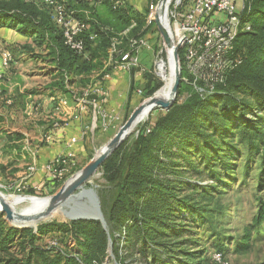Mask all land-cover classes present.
I'll return each instance as SVG.
<instances>
[{"label":"trees","instance_id":"obj_1","mask_svg":"<svg viewBox=\"0 0 264 264\" xmlns=\"http://www.w3.org/2000/svg\"><path fill=\"white\" fill-rule=\"evenodd\" d=\"M61 1L86 25L82 33L83 54H76L64 44L62 31L51 20L49 8L38 0H0V27L15 29L22 36L31 38L38 47H44L48 53L45 55L50 57L57 72L54 77L57 80L51 85L65 94H72L66 84L76 85L78 79L82 87L86 86L88 75L98 69L96 52L109 48L112 39L121 33L117 31L128 25L124 18L127 8L123 0H119L120 4L115 8L113 0ZM100 4H106L116 14L118 27L109 20L102 22L96 8ZM241 19L249 29L239 32L234 40L235 55L240 63L225 73L223 81L213 84L211 90L202 80L193 84V77L185 69L183 55L179 53L182 80L172 106L163 110L153 123L138 125L148 116L143 117L127 148L124 146L129 138L101 164L105 181L97 189V195L105 226L95 219L49 220L37 225L35 231L39 236L33 228H25L21 234L0 212V264H99L108 253V237L116 259L119 258L118 241L121 238L126 241L128 252L140 253L144 264H180L179 255H186L182 259L197 258L195 252L187 250L185 243L178 242L182 240L183 232L172 225L170 217L174 215L179 221L196 224L209 223L211 214L217 209L209 210L207 204L193 202L194 198L175 199V187L182 181L169 180L164 174L171 165H187L198 174L208 171L210 177L219 182L221 169L227 171L236 156L235 136L246 143L249 154L259 143L264 147V0H249V8L241 13ZM98 20L102 25L99 26ZM91 34L95 36L92 40ZM127 36L136 37L130 29ZM122 40L119 48L126 38ZM10 49L5 46L2 52ZM2 52L0 79L6 80L10 68L2 67ZM110 71L111 67H107L105 72ZM143 75L141 88L144 93L148 81H145V73ZM155 89L147 88V95H152ZM8 99L7 90L0 85V112L9 113L15 104L14 100L7 104ZM2 122L3 115L0 114V124ZM0 133L5 131L0 130ZM6 135L12 140L10 134ZM200 163H204L203 170H198ZM5 170L6 167L0 164V172ZM60 185L47 180L41 195L46 190L52 193ZM191 186L201 188L199 196H205L209 190L204 186ZM108 191L113 192L109 197ZM25 192L34 194L35 190L28 187ZM263 222L264 205L260 201L252 226L257 228ZM66 235L75 242L76 250L69 248V240L63 239ZM243 237L245 250L249 235L245 233ZM218 254L221 261L217 262L214 255L213 258L223 264V255Z\"/></svg>","mask_w":264,"mask_h":264},{"label":"rangeland","instance_id":"obj_2","mask_svg":"<svg viewBox=\"0 0 264 264\" xmlns=\"http://www.w3.org/2000/svg\"><path fill=\"white\" fill-rule=\"evenodd\" d=\"M152 1L156 7L158 0L157 2L156 0ZM149 3L150 0H139L135 3L134 7L132 5H127L129 4L127 3L125 5L127 9L125 10L124 15L129 29L134 31V35H136V37H140L143 40L139 46V54H141L139 62L145 70V81H148L146 89H144V93L142 95H138L137 99L132 101L130 105L127 104L119 111H110L104 107V109L111 113V115L109 114L104 121L102 120V122H99L97 127L93 129L94 136L91 140L87 138V145H89V148L85 151L83 156H76L77 169L74 171L83 167L95 154V152L98 151L100 147H102L114 135L131 111L144 98L148 97L146 93L147 88L156 87L153 92L155 93L164 86V79L159 75V68L157 65L160 61L164 64L163 69L165 71V76H169L167 86L164 90L167 91L169 87L171 79L170 57L154 23V9L152 8L153 12L152 10H150V12L148 11L150 9ZM174 6L175 0H172L169 4L167 15H169V9L171 10ZM96 8H98L97 12L99 16L103 18L102 22H104V20H109V22H112L113 25L117 26L115 24L117 23V20L115 19L116 14L111 12L109 6L106 4L102 6L100 4V7L98 5ZM150 16H152V21L147 24L148 18H151ZM119 20L121 23L122 20ZM98 22L99 26L102 25L101 21L98 20ZM168 23L170 27L171 22L168 21ZM127 26L122 28V31L126 30ZM122 31L120 30L117 32L120 33ZM2 47L3 42H0V54L3 50ZM18 47L10 49L13 54V60L8 67V69H10H7V75L5 74L6 80L0 79V85L7 90V97L9 100H14L13 102L15 105H13V108L15 106L17 112L19 113L17 114L18 118H16L12 124L9 122L8 126L3 125V127H0V130L5 131V134L3 133L0 135V164L6 167V171L0 172V191L6 194L5 196L8 200H13L18 196L27 194L25 192V189L28 188L27 185L30 188H40H35L36 190L34 189V194L30 195L45 197L51 194L50 191L46 190V193L41 195L44 187L43 185L46 182L45 178L37 184H30L28 182V177L35 172H29L28 167L33 165L34 168H36L34 165V160L36 158V152H34L35 150L29 151L31 154L30 158L32 157L31 163L28 162L29 155L26 154L25 151H21L23 150L21 149L23 144H29V132L36 133L40 129L39 127L42 123H38V121H36L35 125L32 123L30 126V123L25 121L27 116H24V120L20 117L21 106L16 104H18V102L28 100L27 108H23L22 110L23 114L29 115L30 111L34 109L29 107H35L33 102L30 104V101L35 99L37 97L35 95L38 93L43 94L48 90L53 93L58 90V93L64 94V92L60 89H52L53 86L51 84L57 80L54 78L57 72L54 65L50 62V57L45 55L48 53H46V51H42L40 46L38 47L32 41L31 43L29 41V43H26L23 46L19 45ZM122 47L126 50L129 49V47L125 44H123ZM109 49L110 47L101 48L98 50V53L96 52V54H98V60H96L95 64L96 67H98V69H96L98 72L100 70L103 72L107 70V67H103V62L107 61L108 54L110 53ZM17 51L20 52L17 53ZM21 53L24 55L19 57ZM104 54H106V57H104ZM99 78L100 75L94 76L93 80H95L93 82L97 81ZM76 81L78 84L75 86H81L78 79ZM69 94L71 93L69 92ZM162 113V109H154L149 115H144L143 117L148 116L147 119L138 125H141L144 122L153 123ZM134 131L128 137L129 139L124 146L125 149L133 140L135 136ZM13 132H17L22 138L19 137L20 140H14L13 142L9 141L10 143H7L6 134H12ZM42 132L45 133L46 131L44 132L43 130ZM233 145L236 148V156L232 158L233 160L227 167V171L221 169L222 174L219 182L211 178L208 171L204 170L202 174H198L195 170L189 169L187 165H183L181 167L171 165L172 167L169 166L166 174H164V176L168 177L169 180L182 181V184L179 187L178 185L175 187V199L188 198L189 200L194 198L193 202H197L200 205L207 204L209 210H212V208L217 209L216 213L211 214L209 223L196 224L195 222H188L187 220L179 221L174 215L172 218L170 217L169 221L173 222L172 225L178 226L183 232L182 240H179L178 242L185 243L187 250L195 252V255H197V258L194 260H189V258L182 259L183 257L186 258V255H179L178 260L180 261V264H220L217 263V257L221 261V256L218 253L223 255V264H264V222L257 228L252 226V218L257 213L260 201H262L264 205V158L262 159V149H264V147L261 143H259V145L254 147L253 153L249 154L246 143L241 141L238 135L234 137ZM256 149L257 151H255ZM22 155L25 156V160L21 162L22 164L18 167L10 164L11 158H21ZM203 165L204 163H200L198 170H203ZM22 166L26 167H24L25 170L23 175L21 174L18 178L16 175L17 171L15 170L21 169ZM27 172L29 175H27ZM101 173L102 170L100 167L95 176H93L84 185V188L92 190V194L104 220L97 195V189H99L100 185L105 181ZM191 185H196L197 187H208L207 189L209 190L205 193V196H199L201 188L195 189ZM57 189L58 188H56V190ZM218 192H220V194ZM111 193L113 192L108 191L106 195L109 197ZM80 205L83 207H80ZM216 205L218 207H215ZM13 207L18 210L30 211L33 207V203L29 198H24L20 202H14ZM86 207H89L86 199L78 198L74 199L67 207H64V209L68 212H72V210L74 212H81ZM51 220H55L56 222H67L71 219L56 211ZM15 228L17 232L22 234L25 228L30 227ZM34 233L37 234V236L40 235L36 231H34ZM245 233L249 235V240L246 242L248 248L244 250V244L242 242H244L243 236ZM174 238L175 236L172 237V239ZM63 239H65L66 242L69 240L67 235L63 236ZM45 240L47 241V239ZM67 244L70 249L76 250L77 245L73 240L70 239ZM125 244L126 241H123L122 238L118 241V259L115 258L113 248L111 247V252H108L104 260L99 264H121V262L127 264H144L140 253L138 251L131 250L128 252ZM213 255L217 262L214 260Z\"/></svg>","mask_w":264,"mask_h":264},{"label":"built area","instance_id":"obj_3","mask_svg":"<svg viewBox=\"0 0 264 264\" xmlns=\"http://www.w3.org/2000/svg\"><path fill=\"white\" fill-rule=\"evenodd\" d=\"M38 1L49 8L51 20L62 31L64 44L76 54H83L85 44L82 33L86 30V25L73 16L74 10H67L61 0ZM113 3V8H115L120 1L113 0ZM153 3L150 0L149 12L152 8L155 10ZM247 8H249V0H175L174 8L169 9L168 21L171 22L169 28L174 42L179 45L178 52L183 55L185 69L193 77V84L202 80L211 90L213 84L223 81L228 70L240 63V59L235 55L237 53L234 50V40L239 32L249 29L247 23L241 19V13ZM150 17L147 24L152 21V16ZM128 31L129 28L122 31L119 37L112 39L109 54L116 56L111 64L112 69L130 71L139 66L138 52L143 40L128 37ZM89 38L92 40L95 36L91 34ZM123 38H126L125 45L129 47L128 50L124 47L119 48V45L123 43ZM12 60L13 56L10 51L2 52L1 65L4 69H8ZM108 76L109 72L103 73L97 81L77 92L72 91L70 98L53 96L55 115H52L50 119V129L58 128L66 122L57 115L61 108L71 100L75 109L71 114V119H78L81 112L90 108L88 129L92 131L99 122L104 121L109 114L111 115L104 109L106 90L103 81ZM1 77L2 73H0ZM134 92L142 95L143 89L138 86ZM11 102L7 100V104ZM37 107L35 105L30 108L35 110ZM51 141L52 135L49 130L41 135V142L50 143ZM75 142L76 138H70L62 151L45 162L43 171L46 181L50 180L51 184L62 183L77 168L76 154L73 149ZM35 170L33 165L28 167L29 172ZM27 175H29L28 172ZM217 260H219L218 257Z\"/></svg>","mask_w":264,"mask_h":264},{"label":"crops","instance_id":"obj_4","mask_svg":"<svg viewBox=\"0 0 264 264\" xmlns=\"http://www.w3.org/2000/svg\"><path fill=\"white\" fill-rule=\"evenodd\" d=\"M139 0H123V5H132L135 6V3H137ZM141 1V0H140ZM31 43L32 39L28 38L26 36H22L17 32L15 29H10L6 27H0V42H3V47L9 46L11 48H17L19 45H24L26 43ZM2 47V48H3ZM19 48V47H18ZM44 47H41V50L45 52ZM20 51H17V53ZM24 54L21 53L19 57H22ZM139 52H138V58H140ZM116 59V56H112L111 54H108V58L106 62H103V67H111V64L113 60ZM140 61V60H139ZM103 71L100 70H92L91 73L88 75V83L85 84L86 86L93 83V78L96 75H100ZM145 73L144 68L142 67V64L139 62V66L136 68L131 69L130 71H124L120 69H112L109 72V76L104 79L103 86L106 90V100H105V108L112 111H119L123 107H125L127 104L130 105V103L137 99V94L134 92V89L136 87H142V83L144 81V75ZM91 79V80H90ZM70 91H79L81 90L82 86H75V85H69L66 84L65 86ZM83 88V87H82ZM53 90H57V88H52ZM59 91H55L51 93L50 90L45 91V93H38L35 99L30 101V104L33 102L34 105H37V110L30 111L29 115L23 114V108H27L28 100L18 102V106H21L20 109V117L24 118L26 117L27 122L34 125L36 124V121L38 123H42L39 127L40 129L36 133H30L28 134V137L30 138L29 144L25 145L23 144L22 148L25 151L26 154L29 155L28 162L31 163L32 157L30 158L29 151L35 150V166L36 170L33 174H31L30 177H28V182L30 184H37L42 181L43 178H45V174L43 171V165L47 160L52 158L55 154H57L59 151H62L65 148L66 142L74 137L76 138V142L73 144V149L75 151L76 156L78 157L83 156L85 154V151L89 148V145H87V138L90 140L94 136V132L89 128V111L85 110L80 113V116L78 119H71V114L74 113V103L73 101H68V103L61 108V111L57 116L61 118V120H66V122H63L60 127L55 129H50V119L52 115H55L53 111V102L52 97L56 96L59 98L72 97V94H62L58 93ZM65 95V96H63ZM39 97V98H38ZM20 103V105H19ZM29 104V105H30ZM15 105V104H14ZM29 107V106H28ZM30 108V107H29ZM22 110V111H21ZM3 115V122L0 124V127H3V125H7L10 122L12 124L16 118H18L19 114L16 110V107H12L9 111V113H2ZM25 116V117H24ZM28 125V124H27ZM48 131L52 135V141L50 143H43L41 142V135L43 134V131ZM3 133H0V135ZM5 134V133H4ZM15 134V135H14ZM17 132H13L10 134L12 136V140H9L6 138L7 143H10L9 141L13 142L14 140H20L22 138ZM20 137V138H19ZM11 145V144H10ZM27 159V158H26ZM25 160V156L22 155L21 158L14 157L10 159V164H13L15 167H18L21 162ZM14 161V162H13ZM24 164V162H23ZM26 166H22L21 169L15 170L17 177L19 178L21 174L23 175L24 170ZM6 171V170H5Z\"/></svg>","mask_w":264,"mask_h":264},{"label":"water","instance_id":"obj_5","mask_svg":"<svg viewBox=\"0 0 264 264\" xmlns=\"http://www.w3.org/2000/svg\"><path fill=\"white\" fill-rule=\"evenodd\" d=\"M172 0H158L154 10V23L159 32L161 40L172 62V80L166 97L157 95L158 91L144 98L128 115L126 120L114 133V135L102 146L90 160L80 169L69 175L58 187V189L45 197L43 203L30 210H18L10 205L6 200V194L0 191V212L4 214V219L13 227H30L33 231L37 225L52 219L53 214L61 208L67 207L74 199H86L89 207L81 212L72 210L70 219H95L105 226L102 215L94 199L91 189H85L84 185L97 173L104 160L112 154L135 130L137 122L144 116L149 115L154 109L168 110L174 103L181 77V60L179 57V45L173 40L168 23V7ZM165 17V22L161 16ZM21 195V194H20ZM23 196L36 197L30 194ZM79 206V205H78ZM80 207H83L80 205ZM96 214L97 216H94ZM108 252H111V240L108 237Z\"/></svg>","mask_w":264,"mask_h":264},{"label":"bare ground","instance_id":"obj_6","mask_svg":"<svg viewBox=\"0 0 264 264\" xmlns=\"http://www.w3.org/2000/svg\"><path fill=\"white\" fill-rule=\"evenodd\" d=\"M161 20H162L163 22H165V17H164V15L161 16ZM170 62H171V60H170ZM157 65H158V68H159V75H160L161 77H163V79H164V86L158 91L157 95H158L159 97L164 98V97H166L167 94H168V89H169V87H168L167 91H165L164 89H165L166 86H167V83H168V80H169V76H165V71H164V69H163V67H164L163 62H158ZM172 71H173V69H172V62H171V79H170V83H171V80H172ZM169 86H170V84H169ZM139 121H140V120H139ZM139 121H138V122H139ZM138 122H137V123H138ZM136 125H137V124H136ZM5 198H6V197H5ZM24 198H29V199L32 201V203H33V207H32V209L38 207L39 205H41V204L43 203V199H41V198H39V197H30V196H18V197H16V198L13 199V200H8L7 198H6V200H7V201L10 203V205L13 207V203H14V202H20V201H22ZM12 202H13V203H12ZM32 209H31V210H32ZM58 212L61 213L63 216H65V217H67V218H70V214H69L68 211L65 210L64 208L59 209ZM94 216H97V215L94 214Z\"/></svg>","mask_w":264,"mask_h":264}]
</instances>
